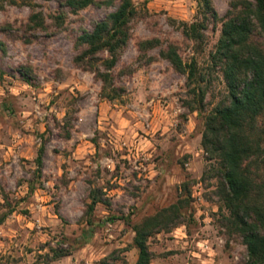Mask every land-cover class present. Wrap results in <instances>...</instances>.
<instances>
[{"label":"rangeland","instance_id":"obj_1","mask_svg":"<svg viewBox=\"0 0 264 264\" xmlns=\"http://www.w3.org/2000/svg\"><path fill=\"white\" fill-rule=\"evenodd\" d=\"M211 1L219 20L194 40L184 29L204 21L200 0H133L131 39L104 92L75 59L80 36L119 2L73 11L0 0V264H136L135 226L178 204L181 223L149 239L151 264L248 262L203 144L207 116L229 95L213 55L238 0ZM152 39L160 47L141 48ZM170 45L205 76L203 104L162 58Z\"/></svg>","mask_w":264,"mask_h":264},{"label":"trees","instance_id":"obj_2","mask_svg":"<svg viewBox=\"0 0 264 264\" xmlns=\"http://www.w3.org/2000/svg\"><path fill=\"white\" fill-rule=\"evenodd\" d=\"M116 2L119 6L115 11L97 23L93 31H85L80 36L79 44L85 49L75 59L78 65L97 73L105 85L104 92L113 84L110 71L129 45L132 22L138 10L133 0H64V5L73 11L91 5L111 6ZM200 5L204 21L184 29L185 35L194 40L203 37L208 20H219L211 0H200ZM32 21L40 23V16H34ZM160 45L158 39H152L143 42L141 48ZM105 54L108 57H104ZM161 56L176 71L187 75L188 85L194 87L192 93L200 97L203 104L207 90L198 85L206 80L202 75L199 78L196 62L185 63L174 45L161 49ZM213 63L222 71L229 95L207 116L203 144L209 160L217 163L222 173L223 198L230 225L243 237L248 248L246 264H264V0H238L231 4ZM113 92L119 91L113 89ZM45 151L42 146L36 160L39 168L43 166ZM7 217V214L0 217V226ZM182 218L178 204L135 226L134 246L139 250L136 264H151L153 254L149 239L177 227Z\"/></svg>","mask_w":264,"mask_h":264}]
</instances>
